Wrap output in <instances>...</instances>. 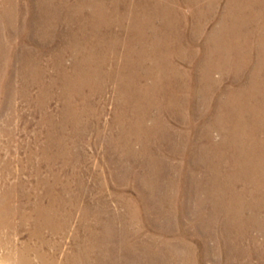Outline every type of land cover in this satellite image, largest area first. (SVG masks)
I'll list each match as a JSON object with an SVG mask.
<instances>
[{"label":"bare ground","instance_id":"obj_1","mask_svg":"<svg viewBox=\"0 0 264 264\" xmlns=\"http://www.w3.org/2000/svg\"><path fill=\"white\" fill-rule=\"evenodd\" d=\"M64 1L63 4L58 5L60 7L56 5L58 7L57 11H61L63 8L64 11L67 10L71 13ZM161 1L167 2V0H143L144 4L137 6L135 13L131 12L133 15L127 14L129 16L127 20L129 26L126 25L128 27V32H126L128 33L127 39L129 42H126L127 45L125 46L129 47V49L126 48L128 57L131 56L133 59L137 52L139 54L137 45L145 38V34H147V37L150 35L151 38H154L152 35L158 32L159 25H154L153 21L157 19L156 15L159 14L158 7L161 5ZM168 1L171 3V0ZM115 2L116 0L110 2L112 9L119 8L117 4L113 7ZM216 2L217 0H203L202 2L203 10L206 8V15L207 13L211 14L207 16V22L210 21L214 9L218 7ZM12 3L13 0H0V18L3 16V26L6 28L4 30L5 40H7L0 41V264H202L198 254L200 252L195 251L196 248L189 241L190 238L191 240L196 238L201 240L199 244L204 248L202 257L205 264L207 260L211 261L210 264H264V30L258 29V25L264 26V18L258 16V14H263L264 0H228L224 6L221 16L226 19L218 22V32L208 33L210 38L206 42L210 46L209 56H206L205 60L207 61L206 64L209 65V69L204 79L202 78L203 82L201 83L203 84L200 85L201 88L199 89H202L201 94L204 96L202 97V99L204 98L203 109L200 108L199 111H195V115L191 114L190 120L183 118L181 129L170 131L160 115V112L166 111L168 113L167 111L170 110L168 108H164L166 110L159 109V107H168L170 97L175 96L170 95L168 84L165 90H161V93L164 94L163 98L156 99L155 97L158 104L154 99L148 98V95L153 94V90L147 89L148 86L143 87L148 85L144 84L143 80L149 81L151 86L152 84L155 86V81L151 77L158 71L156 69L157 64L153 66L155 69L152 65L151 67H143V75H140V69L133 70L132 77L135 75L133 83H123L124 88L122 84H120L121 87L117 86L118 99H121L123 104L121 106L118 104V112L116 111L117 113L113 119L112 124L116 126V130L106 138L108 166L111 169V176H114L116 182H118L117 184L125 186L124 190L131 188L132 191L134 190L139 194L136 196L130 193L129 198L116 195L124 206L122 212L109 210L106 202L101 200L87 201L86 199L85 202L82 193L85 191L86 185L83 182L84 180L80 179V175L75 176L73 174L72 182L76 189L70 190V179L66 178L63 181L58 171H52L54 160L58 159L59 155L64 156L69 153L67 147L63 145L64 143L62 144L65 138L63 129L68 124L63 120V117L67 114V107L74 106V97L79 96V87H82V85L79 86L78 84L82 80L87 81V83H84L89 85L93 80L105 82L112 79L113 68L111 67L110 71L102 68V66L106 68L107 63H109L107 68L111 65V61L105 52L101 51L100 57H98L99 66L98 64H95V66L91 64V58L94 54L92 51L88 52L87 45H92V36H96L95 31L97 28L82 25L71 29L67 37V41H69L67 45L70 47L69 49L67 47V50L74 57L71 68L67 67L65 69L60 63L61 60L56 62L51 58V64H44L42 57L48 53L45 52L44 48H41L42 51L34 56L30 51L22 49L25 47L24 45L23 47L17 45L16 39L26 30L18 27L15 21L14 23L11 21L10 24L9 13L14 10L11 8L15 6ZM86 4L90 6L88 2ZM174 4L171 5L173 7L166 5L169 16L174 13ZM47 5L43 3L42 7L46 8ZM257 5L261 7L262 12L256 9ZM2 12L5 15H1ZM75 15L77 14L75 13ZM197 15L195 14V16ZM119 16L121 17V15ZM95 18L97 19V17ZM121 21L123 23L122 19ZM191 22L193 23V20ZM207 22L204 24L206 25ZM110 23L113 27L114 25L118 27L120 20L119 18L114 19ZM179 23H182V21ZM95 24L97 23L95 22ZM39 25L35 30L28 24L23 28L29 30L36 37H40L39 41L46 44L44 42L50 41L47 38L52 37V33L49 32L52 30L50 28L44 29ZM50 26L53 25L50 24ZM215 27L217 28V26ZM176 29L178 28L176 27ZM198 30L200 31V29ZM121 37L123 38V36ZM210 39L213 41H210ZM214 41H216V44ZM226 41H229V44H226L227 47L224 46ZM213 43L214 46L212 47ZM179 45L177 46L179 47ZM47 50L49 49L47 48ZM135 51L137 52L135 53ZM171 51L173 50L171 49ZM65 52L67 53V51ZM190 57L192 56L190 55ZM48 65L53 70L52 73L48 72ZM198 66L200 68V65ZM122 69H124L123 65L117 70V75H123L124 70ZM183 69L187 74L186 68L183 67ZM213 70H219L222 77L218 80L212 79L209 72ZM117 75L115 77H119ZM127 76H129L128 73ZM225 77L232 78L234 84L223 86V91H221L218 101L213 107L214 111L212 110L213 113H211L209 110L210 95L216 92L214 87L218 84L221 85ZM59 82L69 87L72 92L69 95H60L63 104L57 114L54 115L49 113L47 103L52 98L53 90L55 88L61 89ZM33 87L36 89L34 95L31 93ZM178 89H182V86ZM185 90L188 92V87ZM181 92L183 91L181 90ZM88 96H91V94L89 93ZM16 98L31 107L32 114L36 117V130L32 134L34 147H31L30 143L24 138H21L13 147L16 135L13 132L12 122L15 121L14 117H21L22 119L21 113L18 114L14 108ZM164 99L167 105L161 102H164ZM81 102L87 104L83 100ZM172 103L176 106L173 99ZM184 103L186 105V102ZM187 104L189 105V102ZM189 106L191 107V105ZM74 109L76 108L74 107ZM128 110H131L132 113L127 114ZM181 115H184V113ZM202 118L205 121L203 129L197 127L198 125L193 126V124H190V122ZM187 119L188 122H186ZM25 130V127H21L19 131L26 134ZM214 130H217V135L220 136L218 141L217 138L215 140V136L212 134ZM194 131L195 135L198 136L197 138L203 139V142L189 148V154L196 158V163L193 162L194 159L192 158V162L185 161V166L195 168L199 171L198 174L194 171V173L186 175L181 174L176 172L177 169L174 168L182 167H175L176 163L173 165L174 162L171 159H165L166 163H164L165 161L155 159L153 156L157 152L161 154L168 153V148L166 152L160 149L161 145L157 146V152L151 148L153 142L156 144L154 140H157L158 143L188 140ZM170 132L176 137L171 138ZM78 136L80 137V135ZM54 147L57 150L54 151ZM163 148H166L165 144H163ZM115 152L121 153V156L118 155L119 160L114 159L113 153ZM144 154L154 158L144 160L145 157H142ZM162 164H166L168 169H173V173H170L168 179L164 178L166 174L163 176ZM45 169L50 173L51 178H48L46 174L44 175ZM116 171H118L117 174L114 173ZM186 188L187 192H185ZM147 189L149 191L158 189L159 193L153 194L156 197H152L151 193V195L143 197L142 195L147 192ZM193 189L195 191L194 197L190 194ZM139 201L145 207L143 213L140 207L138 208L139 204L137 203ZM81 202H83V206H80L79 203ZM190 203H193L195 208L200 210L199 220L188 218L195 217L194 211L190 208ZM78 208H82L80 210L82 211V221L87 222L83 229L87 235L86 240L88 243L84 246L78 243L79 228L77 224H72ZM189 209L192 212H189ZM223 210L225 211V218H222ZM175 211L181 212L184 217L188 218L186 222L183 221L184 223L181 222L178 226V223L175 222L176 218H174ZM227 215H229L228 218ZM152 219H161L165 222L159 223ZM197 221L198 223H196ZM252 231L257 232L260 239L254 236ZM63 232L67 234L68 239L66 250H62L61 235ZM115 236H117L116 241L113 240ZM95 244V248L100 247L101 254L98 253L99 251L98 254L94 253L93 246ZM102 247L105 248L101 250ZM115 250L119 253L116 254Z\"/></svg>","mask_w":264,"mask_h":264},{"label":"rangeland","instance_id":"obj_2","mask_svg":"<svg viewBox=\"0 0 264 264\" xmlns=\"http://www.w3.org/2000/svg\"><path fill=\"white\" fill-rule=\"evenodd\" d=\"M15 1V2H14ZM46 1V2H44ZM50 1V2H49ZM13 0V8L14 10H11L12 12L9 13L10 15V24L14 21L15 23L18 24V27H21L22 29L26 30L24 31L25 33L21 34L18 39H16V43L18 46H22L23 45L25 47H23L22 49L30 51L32 55L36 56L38 55V53L40 51H42V49H45L46 53L43 57H42V62L44 64H51V60H55L56 62H59L65 67V69H67V67L71 68V64L73 63L74 57L71 55V52H68L67 47L69 45L67 41L68 40V35L71 32V29L77 28V26H82L85 25L86 27H94L97 28L95 31V35L96 36H92L93 37V41L91 40L92 45H87L88 48V52L92 51V53L94 55H92L93 57L91 58V64L95 66V64H98L99 66V59L98 57H100L101 51L105 52L108 59L111 61V65L107 68V66H105L106 68H104L102 66L103 69L110 71L111 67L113 68L112 70V79H109L107 81H92L89 85H86L85 83H87V81H83L80 82L78 85H82V87L80 86L79 89L80 91L78 92L79 96H75L74 97V106L71 107H67V114H65V116L63 117V120L66 121L67 126L64 127L63 129V135H65L64 141L62 142V144L64 146L67 147V150L69 153L65 154L64 156H60L58 157V159L54 160V163H52V171H58L59 176L62 178L63 181H65L66 178L70 179V184H69V189L75 190L76 187L74 186L72 179H73V174L76 175H80V179L84 180V184L86 185V189L85 191H83V197L86 199L87 201L90 200H101L102 202H106V205L108 207L109 210L111 211H120L122 212L124 210V206L120 203V201L118 200L117 196L118 195H122L125 198H129V194L131 193L132 195H136L138 196L139 194L136 191H132L131 188L124 190L126 187L117 184L118 182H116L114 176H111L110 173V167L108 166V153L106 151V138L110 135V133H114L116 130V126H114L113 123V119L115 118L116 113L118 112V104L121 106L123 104L121 99H118V92H117V86L119 85L121 87L120 84L123 83L126 84L127 82L129 83H133V78H135L134 76L132 77V75L134 74V71L139 70L140 75L143 73V67H152L154 66V64L156 65V69L158 71H156V74L154 73L151 77L152 80H154V85L150 84V82L143 80L144 84H148L146 86H143L144 88L147 89H152L153 90V94H151V90H150V94L148 95V98H152L154 99V101L156 102V99H162L164 94L161 93V90H165L168 86V90L170 91V95L173 97H170V101H168V107H159V109L163 108V110H166L164 108H168L170 111H167L168 113H166V111L160 112V115L162 116L161 118L164 119V121L166 122L165 124L167 125L166 127L169 128V130H173V129H181L183 124L181 123V121H183V118H190V115H195V111H199L200 108L203 109V101L204 98L202 99V97H204L201 94V90H199L201 88V82H203V79L206 75V72L208 71V64L206 60V56H209V52H210V46L206 44V42L208 41L207 39L210 38V36L208 35L209 32H218L219 31V26L217 25L219 21H223V19H226L225 17H222L221 14H223L221 11L223 10L224 6L227 4L228 0H217V6L212 14V16L210 17V21L207 22L206 18L207 16L211 15L208 14L206 15V8L205 10H203V0H171V3H169V1L167 0V2L165 1H161L159 7H158V15H156V21H153L154 25L158 24V32H155V34H153L152 36L155 38H151L150 35L147 37V34H145L146 36H144L145 38L143 40H141L142 42H140L137 45V50L139 51V54L137 51H135V57H128L127 56V52H126V48L129 49V47H126L125 44L126 42H129L127 39V32H128V27L129 26V22L127 21L129 16L127 15L128 13L131 14L135 13L137 8L144 4L143 0H116V2L114 3L113 7L115 6V4H117L119 8L117 9H112V4H110V2L112 0ZM63 1L65 2V4L69 7L70 12L65 13L64 9L62 8L61 11H57L58 10V5H60L61 3L63 4ZM69 3H68V2ZM84 1H87L88 4L90 6H87V2L85 3ZM92 1V4H91ZM174 1L176 2L174 4ZM194 1V2H193ZM226 1V2H225ZM28 2V4H27ZM104 2V3H103ZM109 2V3H108ZM126 2V3H125ZM184 2V3H183ZM197 2V3H196ZM201 2V3H200ZM15 3V4H14ZM46 3L48 4L46 8L42 7V4ZM50 3V4H49ZM100 3V4H99ZM180 3V4H179ZM215 3V4H216ZM19 4V5H18ZM30 4V5H29ZM55 4V5H54ZM71 4V5H70ZM76 4V5H75ZM104 4V5H102ZM126 4V5H125ZM174 4V13L170 14L169 16V12H167V6H171ZM193 4V5H192ZM200 4V5H199ZM54 5V6H53ZM58 7H57V6ZM75 5V6H74ZM96 7H95V6ZM102 5V6H101ZM125 5V6H124ZM134 5V6H133ZM167 5V6H166ZM196 5V6H195ZM29 6V7H28ZM121 6V7H120ZM131 6V7H130ZM138 6V7H137ZM168 6V7H169ZM195 6V7H194ZM259 7V5H257ZM77 7V8H76ZM105 7V8H104ZM129 7V8H128ZM136 7V8H135ZM173 7V6H171ZM179 7V8H178ZM198 7V8H197ZM256 7L257 10L261 11V7ZM124 8V9H123ZM127 8V10H126ZM135 8V9H134ZM201 8V9H200ZM18 9V10H17ZM22 9V10H21ZM27 11H26V10ZM30 9V10H29ZM47 9V11H46ZM50 9V10H49ZM53 9V10H52ZM85 9V11H84ZM130 9V10H129ZM164 9V10H163ZM177 9V10H176ZM179 9V10H178ZM199 9V10H198ZM33 10V11H32ZM45 10V11H43ZM103 10V11H102ZM107 10V11H106ZM124 10V11H123ZM256 10V11H257ZM15 11V12H14ZM20 11V12H19ZM22 11V13H21ZM37 11V12H36ZM83 11V12H82ZM87 11V13H86ZM102 11V12H101ZM130 11V12H129ZM169 11V10H168ZM179 11V13H178ZM198 11L200 12L198 14ZM203 11V12H202ZM30 12V13H29ZM36 12V13H33ZM55 12V13H54ZM85 12V13H84ZM93 12V13H92ZM95 12V13H94ZM114 12V13H113ZM162 12V13H161ZM217 12V13H216ZM13 13V14H11ZM26 13V14H25ZM61 13V14H60ZM75 13L77 15H75ZM89 13V14H88ZM124 13V14H123ZM178 13V14H177ZM202 13V14H201ZM28 14V15H27ZM37 14V15H36ZM46 14V15H45ZM52 14V15H51ZM57 14V16H56ZM60 14V15H59ZM81 14V15H80ZM84 16H83V15ZM95 14V15H94ZM195 14L197 16H195ZM1 15H5V13L3 14V12L1 13ZM14 15V16H13ZM43 15V16H42ZM67 15V16H66ZM93 15V17H92ZM97 15V16H96ZM99 15V16H98ZM115 17H114V16ZM121 15V17L119 16ZM133 15V14H131ZM172 15V16H171ZM176 15V17H175ZM183 15V16H182ZM206 15V17H205ZM13 16V17H12ZM19 16V17H18ZM51 16V17H50ZM103 16V17H101ZM109 16V17H108ZM113 16V17H112ZM159 16V17H157ZM162 16V17H161ZM180 18H178V17ZM181 16V17H180ZM202 18H201V17ZM218 16V17H216ZM221 16V17H220ZM259 18L263 17L264 18V11L263 14H258ZM3 17V16H2ZM0 18V41H7L5 40V33L4 30H6V28L3 26L4 22H3V18ZM69 17V19H68ZM97 17V19L95 18ZM165 17V18H164ZM168 17V18H167ZM174 17V19H173ZM213 17V18H212ZM16 18H18V20H16ZM46 18V19H45ZM60 18V19H59ZM86 18V19H85ZM89 18V19H88ZM111 18V19H110ZM120 20V24L119 26H112V24L110 23L111 21H114V19H118ZM172 18V19H171ZM192 18L193 23L191 22L192 20H190ZM212 18V20H211ZM14 19V20H13ZM27 19V21H26ZM49 19V20H48ZM53 19V21H52ZM121 19L123 20V23L121 21ZM197 21H195V20ZM199 19V20H197ZM216 19V20H214ZM220 19V20H219ZM34 20V21H33ZM58 22H57V21ZM87 20V22H86ZM90 20V21H89ZM108 20V21H107ZM170 20V21H169ZM177 20V21H176ZM185 20V21H184ZM202 20V21H201ZM12 21V22H11ZM18 21V22H17ZM43 21V23H41ZM56 21V22H55ZM68 21V22H67ZM72 21V23H71ZM126 21V22H125ZM162 21V22H161ZM182 23H179L181 22ZM199 21V24H198ZM214 21V22H213ZM3 22V23H2ZM28 22V23H27ZM95 22L97 24H95ZM106 22V23H104ZM156 22V23H155ZM169 22V23H168ZM187 22V23H186ZM203 22V23H202ZM205 22L206 25L204 24ZM25 23V24H24ZM49 23V24H48ZM57 23V24H56ZM59 23V24H58ZM69 23V24H68ZM111 25H110V24ZM164 23V24H163ZM174 23V24H173ZM184 23V24H183ZM210 25H209V24ZM212 23V24H211ZM216 23V24H215ZM21 24V25H19ZM23 24V25H22ZM30 25L32 27L33 30H35L37 28V25H41L42 28H50L52 31H49L52 33V37H48L47 39L50 40L49 42H44L46 44H43L41 41H39V38L36 37L33 33H31L29 30L27 31V29L23 28L26 25ZM32 24V25H31ZM35 24V25H34ZM50 24H52L53 26H50ZM105 24V25H104ZM176 24V25H175ZM182 24V25H181ZM203 24V25H202ZM214 24V25H213ZM39 25V26H40ZM45 25V26H44ZM56 25V26H55ZM76 25V26H75ZM125 25V27H124ZM127 25V26H126ZM184 25V26H183ZM199 25V26H198ZM203 27H201V26ZM264 25V24H263ZM29 26V27H30ZM72 28H71V27ZM121 26V27H120ZM167 26V27H166ZM172 26V28H171ZM181 26V27H180ZM217 26V28L215 27ZM68 27V28H67ZM104 27V28H103ZM161 27V28H160ZM166 27V28H165ZM176 27L178 29H176ZM196 27V28H195ZM259 27V28H258ZM258 29L259 30H264V26H260L258 25ZM58 28V30H57ZM124 28V29H123ZM165 28V29H164ZM216 28V29H215ZM105 29V30H104ZM121 29V30H120ZM126 29V30H125ZM191 29V30H190ZM200 29V31L198 30ZM204 29V31H203ZM47 30V29H46ZM61 30V31H60ZM99 30V31H98ZM119 32H118V31ZM165 30V31H164ZM183 30V31H182ZM195 30V31H194ZM208 30V31H207ZM214 30V31H213ZM56 31V32H55ZM60 33H59V32ZM111 31V32H110ZM125 31V33H124ZM127 31V32H126ZM175 31V32H174ZM182 31V32H181ZM23 32V31H22ZM163 32V34H162ZM165 32V33H164ZM180 32V33H179ZM185 34H184V33ZM198 32V34H197ZM104 33V34H103ZM122 33V34H121ZM124 33V34H123ZM177 33V34H176ZM205 33V34H204ZM114 34V35H113ZM118 34V35H117ZM161 34V36H160ZM168 36H167V35ZM174 34V35H173ZM4 35V36H3ZM29 35V36H28ZM34 35V36H33ZM54 35V36H53ZM103 35V36H102ZM113 35V36H112ZM159 35V36H158ZM199 35V36H198ZM4 38H3V37ZM102 36V37H99ZM107 36V38H105ZM117 36V37H115ZM121 36L126 37L124 39H126L127 41H125ZM156 36V37H155ZM170 36V37H169ZM174 36V37H173ZM183 36V38H182ZM193 36V37H192ZM203 36V37H202ZM22 37H24L25 39H23ZM111 37V38H110ZM113 37V38H112ZM177 39H176V38ZM32 38V39H31ZM53 38V39H52ZM65 38V39H64ZM117 38V39H116ZM159 40H157V39ZM185 38V40H184ZM201 38V40H200ZM29 39V40H28ZM41 39V38H40ZM59 39V40H58ZM111 39V41H110ZM147 41H146V40ZM154 39V41H153ZM162 39V40H161ZM168 39V40H167ZM174 39V40H173ZM183 39V40H182ZM188 39V40H186ZM58 40V41H57ZM66 40V41H65ZM98 40V41H97ZM101 40V41H100ZM114 40H116L114 42ZM164 40V41H163ZM110 41V42H109ZM149 41V42H148ZM151 41V42H150ZM172 41V42H171ZM197 41V42H196ZM200 41V42H199ZM205 41V42H204ZM210 41H213L210 39ZM23 42V43H22ZM65 42V43H64ZM94 42V43H93ZM148 42V43H147ZM159 42V43H158ZM162 42V43H161ZM178 42V43H177ZM189 42V43H187ZM98 43V45H96ZM101 43V44H99ZM142 43V44H141ZM147 43V44H146ZM175 43V44H174ZM185 43V44H184ZM196 43V44H195ZM199 43V44H198ZM205 43V44H204ZM214 43L216 44V41H214ZM214 43L212 44V47L214 46ZM229 44V41H226V43H224V46L227 47V45ZM43 44V45H42ZM110 44V45H109ZM113 44V45H112ZM160 46H159V45ZM166 44V45H165ZM180 44V45H179ZM190 44V45H189ZM222 45V43H220ZM227 44V45H226ZM28 45V46H27ZM51 45V47H50ZM102 45V46H100ZM140 45V46H139ZM146 45V46H145ZM154 45V46H153ZM157 45V46H156ZM164 45V46H163ZM171 45V46H170ZM173 45V46H172ZM179 45V47L177 46ZM185 45V46H184ZM189 47H187V46ZM107 46V47H105ZM123 46V47H122ZM125 46V47H124ZM162 46V48H161ZM169 46V47H168ZM181 46V47H180ZM194 48H192V47ZM230 46V45H229ZM34 47V48H33ZM39 47V48H38ZM91 47V48H90ZM102 47V48H101ZM165 47V48H164ZM224 47V49H225ZM42 48V49H41ZM47 48L50 50H47ZM64 48H66L64 50ZM70 47H68L69 49ZM100 48V49H99ZM111 48V49H110ZM141 48V50H140ZM158 48V50H156ZM200 48V49H199ZM256 48V47H255ZM30 49V50H29ZM34 49V50H33ZM106 49V50H105ZM122 49V50H119ZM153 51H152V50ZM167 49V50H166ZM171 49L173 51H171ZM180 51H179V50ZM182 49V51H181ZM185 49V50H184ZM193 49V50H192ZM59 50V51H58ZM115 50V51H113ZM157 52H156V51ZM165 50V51H163ZM67 51V53L65 52ZM97 51V52H95ZM110 51V53H109ZM119 51V52H118ZM146 51V52H145ZM177 51V52H176ZM189 51V52H188ZM194 51V53H193ZM62 52V53H61ZM95 52V53H94ZM108 52V53H107ZM170 52V53H169ZM183 54H182V53ZM34 53V54H33ZM97 53V54H96ZM149 53V54H148ZM154 53V54H153ZM181 53V54H180ZM191 53V54H190ZM196 53V54H195ZM60 54V55H57ZM63 54V56H62ZM114 54V55H113ZM121 56H120V55ZM125 54V55H124ZM143 54V55H142ZM145 54V55H144ZM147 54V55H146ZM157 54V55H156ZM165 54V55H164ZM167 54V55H166ZM189 54V56H188ZM124 55V56H122ZM142 55V57H141ZM149 55V56H148ZM190 55L192 57H190ZM196 55V56H195ZM227 55V54H225ZM48 56V57H47ZM51 56V57H50ZM55 56V58H54ZM57 56V57H56ZM85 56V55H84ZM83 56V57H84ZM116 56V57H115ZM160 58H159V57ZM167 56V57H166ZM186 56V57H185ZM203 56V57H202ZM63 57V58H62ZM73 57V58H72ZM96 57V58H94ZM110 57V58H109ZM128 57V58H127ZM141 57V58H140ZM145 57V58H144ZM162 57V58H161ZM169 57V58H168ZM196 57V58H195ZM205 57V58H204ZM51 58V60H50ZM117 58V59H116ZM151 58V59H150ZM176 58V59H175ZM186 58V59H185ZM192 58V59H191ZM92 59H94L92 61ZM114 59V60H113ZM122 61H121V60ZM127 59V60H126ZM140 59V61H139ZM155 61H154V60ZM184 59V60H182ZM133 60V61H132ZM39 61V60H38ZM48 61V62H47ZM72 61V62H71ZM120 61V62H119ZM161 61V62H160ZM177 61V62H176ZM191 61V62H190ZM146 62V63H145ZM149 62V64H148ZM153 62V63H152ZM162 64H160V63ZM173 62V63H172ZM118 63V64H117ZM130 63H132L130 65ZM172 63V64H171ZM205 63V64H204ZM137 64V66H136ZM117 65V66H116ZM123 65L124 69V73L123 75H117V70L119 68H121ZM134 65V66H133ZM144 65V66H143ZM160 65V66H159ZM165 65V66H164ZM168 65V66H167ZM172 65V66H171ZM179 65V66H177ZM200 65V68L199 66ZM207 65V66H206ZM49 66V65H48ZM120 66V67H118ZM159 66V67H158ZM175 66V67H174ZM188 71L187 74L185 72V69ZM194 66V67H193ZM203 66V67H202ZM118 68V69H117ZM138 68V69H137ZM154 68V67H153ZM163 68V69H162ZM115 69V70H114ZM155 69V68H154ZM166 69V71H165ZM48 72L52 73V69L49 66L48 67ZM134 70V71H133ZM160 70V71H159ZM181 70V71H180ZM164 71V72H163ZM172 73H171V72ZM193 71V72H192ZM114 72V73H113ZM181 76H180V74ZM199 72V73H198ZM205 72V73H204ZM217 72V73H216ZM127 73L129 76H127ZM160 73V74H159ZM165 73V74H163ZM175 73V74H173ZM178 73V75H177ZM203 73V74H202ZM211 74V78L218 80L219 78L222 77V74L219 70H213L209 72ZM159 74V75H158ZM119 76V77H115V76ZM143 75V74H142ZM189 75V76H188ZM173 76V77H172ZM116 79H115V78ZM125 77V78H124ZM137 77V76H136ZM119 78V79H117ZM122 78V79H121ZM127 78V79H126ZM203 78V79H202ZM225 77L221 83V85H217L216 87H214V90L216 92L211 93L213 95H210V106H209V110L211 111V113H213V107L215 106V104L217 103V99L221 94V91L223 86L226 85H233L234 84V80L232 78H228ZM185 79V80H184ZM92 80V79H91ZM123 80V81H122ZM126 80V81H125ZM179 80V81H178ZM114 81V82H113ZM131 81V82H130ZM85 82V83H84ZM102 82V83H101ZM142 82V83H143ZM174 82V83H173ZM178 82V83H176ZM181 83V85H180ZM225 83V84H224ZM229 83V84H228ZM116 84V85H115ZM168 84V86H167ZM184 84V85H183ZM59 85H61V89L60 88H55L53 91L54 93L51 94V97L48 100V111L51 114H57V112L60 110V108L62 107V99L60 95H69L72 91L70 90L69 87H67L66 85H64L63 83L59 82ZM84 85V86H83ZM176 85V86H175ZM95 86V87H94ZM98 86V87H97ZM102 86V87H101ZM182 89H178L181 88ZM111 87V88H110ZM142 88V86H140ZM151 87V88H150ZM188 87V92L187 90H185V88ZM66 88V89H65ZM84 88V89H83ZM175 88V90H174ZM218 88V89H217ZM225 88V87H224ZM69 89V90H68ZM103 89V90H102ZM62 90V91H61ZM97 90V91H95ZM100 90V92H99ZM155 90V91H154ZM181 90L183 92H181ZM60 91V93H58ZM70 91V92H69ZM92 91V92H90ZM116 91V93H115ZM197 91V93H196ZM36 92V89L33 87L31 88V93L34 95V93ZM64 92V93H63ZM66 92V93H65ZM82 92V93H81ZM99 92V93H98ZM163 92V91H162ZM176 92V93H175ZM57 93V94H55ZM89 93L91 94V96H88ZM157 93V94H156ZM164 93V92H163ZM181 93V94H180ZM98 94V95H97ZM184 94V95H183ZM188 94V95H187ZM219 94V95H218ZM58 95V96H57ZM54 96V97H53ZM82 96V97H81ZM86 97L84 99V97ZM151 96V97H149ZM158 96V97H157ZM177 96V97H176ZM81 97V98H80ZM116 97V98H115ZM156 97V99H155ZM176 97V98H175ZM92 98V99H91ZM147 98V99H148ZM215 98V99H214ZM172 99L174 100V102H176V106L174 103H172ZM186 99V100H185ZM81 100L87 102L86 103H82ZM87 100V101H86ZM94 100V101H93ZM149 100V99H148ZM151 100V99H150ZM212 100V101H211ZM60 101V102H59ZM93 101V102H92ZM166 100L164 99V102L161 101L164 105H167V103L165 102ZM117 102V104H116ZM151 102V101H150ZM170 102V103H169ZM186 102V105L185 103ZM187 102H189V105H191V107L187 104ZM90 103V104H89ZM92 103V104H91ZM157 103V102H156ZM201 103V104H200ZM80 104V105H79ZM158 104V103H157ZM162 104V105H163ZM24 105V106H23ZM76 105V106H75ZM14 108L17 111V113H21L22 115V119L21 117H14V120L12 122V128L14 129V134L15 136V141L13 143V147L14 145H16L21 138L26 139L31 147H34V143H33V133L36 130L35 126H36V117L32 114V108L27 106L25 104V102L21 101L19 98H16L14 100ZM93 106V107H92ZM202 106V107H201ZM74 107L76 109H74ZM73 108V109H72ZM78 108V109H77ZM83 108V109H82ZM90 108V109H88ZM186 108V109H185ZM212 108V109H211ZM75 110V111H74ZM81 110V111H80ZM85 110V111H84ZM90 110V111H89ZM179 110V111H178ZM213 110V111H212ZM117 111V112H116ZM70 112V113H69ZM79 112V113H78ZM87 112V113H86ZM100 112V113H99ZM82 113V114H81ZM132 111L128 110L127 114H131ZM163 113V114H162ZM184 115H181L183 114ZM189 113V114H188ZM119 114H121L119 112ZM20 115V116H21ZM33 115V116H32ZM71 115V116H70ZM82 115V116H81ZM91 116V117H90ZM114 116V117H113ZM24 117V118H23ZM78 118V119H77ZM26 119V120H25ZM82 119V120H81ZM188 119L186 122H188ZM190 120V119H189ZM136 121V120H135ZM194 122V123H193ZM190 122V124H193V126H197L199 128L204 126V119H197V121H193ZM187 125V124H186ZM85 126V127H84ZM89 128H88V127ZM98 126V127H97ZM22 128H26V134L20 132L19 130ZM74 127V128H72ZM76 129V130H75ZM78 129V130H77ZM75 130V132H74ZM84 130V131H83ZM18 131V132H17ZM78 131V132H77ZM217 130L212 131V134L215 136V140L217 138V141L220 140V136L217 135ZM80 132V133H79ZM99 132V133H98ZM172 132H170V136ZM174 133V132H173ZM20 134V135H19ZM80 135V137L78 136ZM71 136V137H70ZM74 136V137H73ZM78 136V137H76ZM28 137V138H27ZM68 137V138H67ZM176 136H171V138H174ZM198 136L195 135V131L191 133V135L189 136V139H182L180 141H174V142H168V141H163L158 143L157 140H154L156 142V144L153 142V145L151 148L156 149L158 148L157 146L161 145L160 149H162L163 151H167V154H161L159 152L155 153L153 156L155 157V159H161L160 161H165L164 163H166V160H172L173 165L176 166H181L182 168H174L176 170V172H179L181 174H190V173H197L199 171L195 170V168H188L185 163V161H191L193 160L194 163H196V158H193L191 156V154H189V148H192L193 146L195 147V145H198L200 142H203V139L197 138ZM175 140V139H174ZM77 143V144H76ZM162 143V144H161ZM194 143V144H193ZM158 144V145H157ZM163 144L166 145V148H163ZM175 144V145H174ZM190 145V146H189ZM197 147V146H196ZM138 148V146H137ZM168 148V149H167ZM167 149V150H166ZM179 149V150H178ZM57 150L56 147H54V151ZM172 150V151H170ZM175 150V151H174ZM186 151V152H185ZM171 152V153H170ZM179 152V153H177ZM177 153V154H176ZM186 153V154H185ZM159 154V155H158ZM182 154V155H180ZM121 156V153L119 152H115L113 153V157L114 159H118L119 160V156ZM166 157H165V156ZM174 155V156H173ZM180 156V157H179ZM145 157L144 160L146 159H152L154 157L149 156L144 154ZM141 157V159H143ZM196 157V156H195ZM180 158V159H179ZM185 160H184V159ZM193 158V159H192ZM166 159V160H165ZM183 159V160H182ZM189 159V160H188ZM182 162V163H181ZM68 165V166H67ZM80 166V167H79ZM86 168V169H85ZM122 168V166H121ZM120 168V169H121ZM162 168V173L163 176H166L164 178L168 179L170 173H173V169H168V166L166 164H162L161 166ZM191 169V170H190ZM188 170V171H187ZM115 171V169H114ZM182 171V172H181ZM184 171V172H183ZM194 171V172H193ZM67 173V174H66ZM115 174L118 173V171L114 172ZM46 174V176L48 178H51L50 173H48L45 169L44 175ZM74 176V177H75ZM184 184V181L182 182ZM181 183V184H182ZM182 184V185H183ZM192 184V183H191ZM190 184V185H191ZM182 185H181V190H182ZM71 187V188H70ZM130 187V186H129ZM147 187V186H146ZM149 188V187H148ZM150 189V188H149ZM180 190V191H181ZM129 191V192H128ZM85 192V193H84ZM125 192V193H124ZM146 192V191H143ZM185 192H187V188L185 189ZM80 193V192H78ZM134 193V194H133ZM136 193V194H135ZM152 195H151V194ZM159 190L156 189L155 191H149L147 189V192L144 193L142 196L146 197L151 195L152 197H156L154 195L158 194ZM190 193V192H189ZM128 194V195H127ZM154 194V195H153ZM162 194V193H161ZM192 196L194 197L195 195V191L194 189L191 190ZM117 195V196H116ZM65 196V195H64ZM66 197V196H65ZM141 202L139 201L138 208L140 207L142 213L144 212V205L140 204ZM80 206H83V202L79 203ZM210 206V205H209ZM235 207V206H234ZM190 208L194 211L193 213H195V217H188L191 219H195V220H199L200 216H201V212L198 208H195V205L193 203H190ZM82 209V208H81ZM81 209H77L75 212V216H74V221H73V225L77 224L78 228H79V240L78 243L79 245H86L88 243V241L86 240L87 235L84 232V225L87 223L84 220L82 221L81 218V214L82 211H80ZM189 209V212H192V210ZM195 209L197 210L195 212ZM140 212V211H139ZM248 212V211H247ZM246 212V213H247ZM246 216V214H244ZM141 216V214H140ZM199 217V218H198ZM229 217V215H227V218ZM175 222L179 224L182 222H186V220L188 218L184 217V215H182L181 212L175 211ZM222 218H225V211L223 210V215ZM226 218V219H227ZM155 222H159V223H163L165 222V220H161V219H152ZM90 221L93 223L92 219H90ZM184 221V222H183ZM222 221V220H221ZM198 223V221L196 222ZM80 224V225H79ZM134 224V223H133ZM252 234L254 236H257L258 239H260L259 234L255 231H252ZM61 241H62V250H66V246H67V234L65 232L62 233L61 235ZM66 236V237H64ZM195 238V237H194ZM185 239V238H183ZM114 241L117 240V236L114 237L113 239ZM187 240H189V238H187ZM196 240V241H195ZM192 239L190 238L189 241H191V245L193 247H195V251L196 252H200L199 257H200V263L205 264V260L203 259V250L204 248L202 246H200L199 242L201 243V240L196 238V239ZM83 243V244H82ZM194 243V244H193ZM195 245V246H194ZM64 247V248H63ZM94 248V253L96 254H101L102 251H100V247L95 248L96 244L93 246ZM198 247V248H197ZM105 248L102 247L101 250ZM108 248V247H107ZM96 249V250H95ZM99 251V252H98ZM98 252V253H97ZM105 252V251H103ZM116 252V250H115ZM119 252L117 251L116 254H118ZM114 255V254H113ZM203 260V261H201ZM211 261L207 260L206 264H210Z\"/></svg>","mask_w":264,"mask_h":264}]
</instances>
